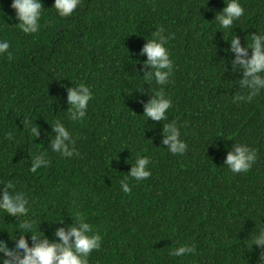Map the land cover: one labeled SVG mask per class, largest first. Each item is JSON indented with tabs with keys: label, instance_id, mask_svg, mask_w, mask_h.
<instances>
[{
	"label": "trees",
	"instance_id": "16d2710c",
	"mask_svg": "<svg viewBox=\"0 0 264 264\" xmlns=\"http://www.w3.org/2000/svg\"><path fill=\"white\" fill-rule=\"evenodd\" d=\"M11 3L0 0V39L12 54L0 57V189L11 179L28 195L22 218L35 221L36 233L51 241L62 226L54 221L71 224L79 211L102 237L89 264H258L251 234L264 224V92L251 103L234 99L246 90L224 50L235 34L245 45L247 36L264 32V0H240L245 14L227 30L214 20L224 0H81L71 17L42 0L36 34L15 27ZM158 27L171 37L174 71L170 83L148 87L147 57L139 53ZM81 83L92 100L85 119L71 121L66 88ZM158 91L172 100L167 115L187 145L182 155L162 144L169 121L143 116ZM25 117L40 136L23 126ZM56 120L76 138L79 155L48 149ZM235 143L257 153L247 173L224 164ZM37 151H47L50 164L32 172ZM137 155L150 158L143 181L127 175ZM125 179L129 193L120 187ZM19 224L0 210V239L10 247ZM182 245H195L196 254L172 256Z\"/></svg>",
	"mask_w": 264,
	"mask_h": 264
},
{
	"label": "clouds",
	"instance_id": "9594fccd",
	"mask_svg": "<svg viewBox=\"0 0 264 264\" xmlns=\"http://www.w3.org/2000/svg\"><path fill=\"white\" fill-rule=\"evenodd\" d=\"M224 3L226 6L216 13L214 20L220 28L227 30L232 28L234 22L245 14V9L240 0H224ZM80 5L81 0H54L52 8L59 17H71ZM10 7L14 10L15 19L19 21L15 27L22 33L36 34L43 27L41 23L44 14L42 0H12ZM48 23L51 26V22ZM164 32L163 27H158L151 34V38L146 39L139 53L140 56L147 57V60L143 61L145 71L142 79L147 82L148 87L153 82L158 86H164L170 83L173 75L174 62L170 59V53L166 47L171 37L166 36ZM247 37H250V42ZM247 37L246 44L242 45L241 38L235 34L227 40L229 47L224 51L233 56L228 62L233 74H240V78L236 81L238 88L241 91L246 90V95L236 94L234 99L251 103L254 98L264 92V32ZM9 48L8 40L0 39V57L7 56L11 59L12 54ZM66 93L69 105L68 119L83 121L92 100V91L81 83L67 87ZM151 94L148 102L143 104V116L155 122L169 121L167 113L172 107V100L165 97L163 92H151ZM23 126L35 137L41 135L40 127L32 125L28 117L24 118ZM51 132L52 134H46L50 141L49 150L59 153L63 158L71 159L79 155L75 146L76 138L62 121L56 120L51 125ZM6 136L9 140L14 139L11 133H7ZM162 137V144L167 146L169 153L182 155L186 152L187 145L181 139V132L175 121L163 123ZM233 148V151L227 153L224 164L233 174L247 173L257 159L255 149L237 143L233 145ZM49 164L47 151H37L31 157L29 169L36 172L42 167H48ZM149 164L148 156L137 155L127 174L128 177L135 181L146 180L151 176ZM120 187L124 193L130 192L126 179L120 181ZM29 203L28 195L25 192L16 191V186L11 179L3 184V188L0 189V210L8 216L20 218V224L17 229L19 235L15 234L14 238L10 236L14 246L10 247L7 241L0 239V264H89L91 254L99 251L102 246V237L86 221V217L77 211L71 224H65L64 219L54 221L62 226L55 229L50 241L44 234L41 237L36 233L34 220L22 218L29 214ZM26 234H31V247H29ZM251 237L252 245L260 249L258 264H264V224L256 227ZM189 254H196L195 245L176 246L171 252L174 257H186Z\"/></svg>",
	"mask_w": 264,
	"mask_h": 264
}]
</instances>
